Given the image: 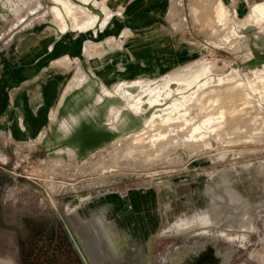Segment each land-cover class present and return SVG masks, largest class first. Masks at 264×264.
Listing matches in <instances>:
<instances>
[{
    "label": "rangeland",
    "instance_id": "rangeland-1",
    "mask_svg": "<svg viewBox=\"0 0 264 264\" xmlns=\"http://www.w3.org/2000/svg\"><path fill=\"white\" fill-rule=\"evenodd\" d=\"M190 3L200 48L166 74L120 80L98 104L75 105L96 109L95 136L7 144L0 133V264H94L83 235L96 264H187L188 250L201 258L208 246L212 258L200 264H264V17L252 5L237 19L219 0ZM50 11L65 26L59 8ZM4 34L0 53L17 41ZM171 86L182 92L173 102ZM98 200L127 229L112 247L82 213Z\"/></svg>",
    "mask_w": 264,
    "mask_h": 264
},
{
    "label": "crops",
    "instance_id": "crops-1",
    "mask_svg": "<svg viewBox=\"0 0 264 264\" xmlns=\"http://www.w3.org/2000/svg\"><path fill=\"white\" fill-rule=\"evenodd\" d=\"M46 1L17 0L10 9L0 0V34L17 40L0 53V133L7 144L87 130L95 136L96 109L76 106L98 104L104 88L120 80L166 74L200 48L188 23V8H197L190 0H69L84 13L76 16ZM219 1L227 16L241 19L264 0ZM53 5L65 26L51 15ZM11 20L17 24L4 30ZM68 103L75 108L66 115Z\"/></svg>",
    "mask_w": 264,
    "mask_h": 264
},
{
    "label": "bare ground",
    "instance_id": "bare-ground-1",
    "mask_svg": "<svg viewBox=\"0 0 264 264\" xmlns=\"http://www.w3.org/2000/svg\"><path fill=\"white\" fill-rule=\"evenodd\" d=\"M70 12H74L71 8L68 9ZM252 10L253 12H256L258 13L259 15L263 16L264 17V2H259V3H255L252 5ZM76 16V15H75ZM75 18V17H74ZM77 18V17H76ZM75 18V19H76ZM92 19V17H91ZM82 24V23H81ZM104 24V23H103ZM76 25V24H75ZM80 24H78L79 26ZM77 26V25H76ZM48 48V47H47ZM49 49V48H48ZM144 85V84H143ZM150 92V91H149ZM159 92V91H158ZM157 92V93H158ZM166 94H168V96L170 97V101H175L177 99H179V97L182 96V92L180 91H174V87L171 86L169 87L168 89H165L164 91ZM143 93V92H142ZM126 94V93H125ZM60 95V93H59ZM153 95V94H152ZM129 96V95H128ZM160 96V93L159 94H156L154 95L153 97H148L147 98V104L149 105H154V104H157L161 101V98L159 97ZM167 96V97H168ZM131 102V101H130ZM129 102V103H130ZM133 102V101H132ZM135 103V102H134ZM137 103V102H136ZM139 103V102H138ZM133 104V103H132ZM137 105V104H136ZM231 106V105H230ZM220 107V106H219ZM223 107V106H222ZM226 108V107H225ZM29 110V109H28ZM39 113V112H38ZM111 113V112H110ZM232 113V112H230ZM109 114V112H108ZM112 116L113 113H111ZM109 114V115H111ZM223 114V110L220 111L219 115H222ZM40 115V114H39ZM116 115V114H115ZM158 116V115H157ZM170 116V115H169ZM162 118V117H161ZM110 119V118H109ZM231 119V118H230ZM233 119H234V116H233ZM114 120V118H113ZM116 120V119H115ZM176 122V121H175ZM169 124V123H168ZM160 127V126H159ZM163 128V127H162ZM158 132V131H157ZM164 132V131H163ZM166 134V133H165ZM156 136V135H155ZM160 136V135H159ZM164 137V136H163ZM165 139V138H164ZM160 140V139H159ZM162 140V139H161ZM154 141V140H153ZM163 142V141H162ZM172 142V141H171ZM163 143H166L163 142ZM162 144V143H161ZM132 146V145H131ZM135 147V145H134ZM147 150V149H146ZM144 151V150H142ZM115 154V153H114ZM116 157V156H114ZM135 157V156H134ZM112 159V158H111ZM127 162V161H126ZM99 164V163H98ZM101 164V163H100ZM106 164V163H105ZM112 165V164H111ZM101 166V165H100ZM123 166V165H122ZM94 167V165H93ZM107 167V166H106ZM96 168V167H95ZM101 168V167H100ZM54 169V168H53ZM104 169V168H102ZM106 169V168H105ZM99 170V169H98ZM222 186V185H221ZM215 195V194H214ZM213 195V196H214ZM226 202V201H225ZM107 203L104 202V201H95L94 203L90 204L88 209L85 211L83 210L82 213L84 214H88V216H90V220H91V223L92 225L95 227L96 231L98 233H100V235L102 237L105 238L106 240V243L108 246L112 247L113 244H114V241L116 240V232L117 231H125L127 230L126 228L124 227H121L120 224L114 220V219H109L107 218L106 214H101L100 211H101V206H105ZM113 211V210H112ZM226 214V213H225ZM223 216H227V215H223ZM229 216V215H228ZM227 216V217H228ZM233 216V215H232ZM226 219V218H225ZM224 219V220H225ZM228 221V220H227ZM226 222V221H225ZM207 227V226H206ZM203 228V227H202ZM223 230V229H222ZM131 231V230H130ZM80 240H81V245L83 247V251L87 254L88 256V259L94 263L95 261L97 260V254L93 251H91L89 249V241H87L88 239L83 235V236H80ZM136 247V246H135ZM144 256V254H143ZM139 257V255H138ZM141 259V258H140ZM137 262V261H136ZM132 264V263H131Z\"/></svg>",
    "mask_w": 264,
    "mask_h": 264
},
{
    "label": "flooded vegetation",
    "instance_id": "flooded-vegetation-1",
    "mask_svg": "<svg viewBox=\"0 0 264 264\" xmlns=\"http://www.w3.org/2000/svg\"><path fill=\"white\" fill-rule=\"evenodd\" d=\"M208 252L206 253L205 251L202 252V256L201 258L197 255H194L191 253L190 250H188L187 252V255H189V257H192L193 258V262L192 263H187V264H200L201 261H202V257H207L208 259L212 258V254L210 252V246H208ZM209 263L208 264H216L217 260L215 261H208Z\"/></svg>",
    "mask_w": 264,
    "mask_h": 264
}]
</instances>
